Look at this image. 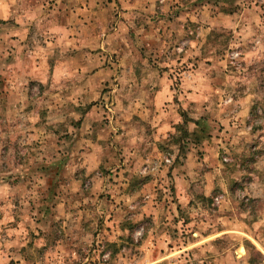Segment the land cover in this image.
<instances>
[{
    "label": "rangeland",
    "instance_id": "374dc122",
    "mask_svg": "<svg viewBox=\"0 0 264 264\" xmlns=\"http://www.w3.org/2000/svg\"><path fill=\"white\" fill-rule=\"evenodd\" d=\"M91 1L0 0V264H264V0Z\"/></svg>",
    "mask_w": 264,
    "mask_h": 264
},
{
    "label": "crops",
    "instance_id": "0c3cea01",
    "mask_svg": "<svg viewBox=\"0 0 264 264\" xmlns=\"http://www.w3.org/2000/svg\"><path fill=\"white\" fill-rule=\"evenodd\" d=\"M142 1H143V7L148 8V10H151V8L153 7V1L152 0H142ZM79 2L80 3H78L76 6H73V7H70L72 5L67 6L68 11L67 12H61V13H66V15L74 16L73 18L76 17L77 20H72V21H77V22L83 21L84 23L90 21L91 15H92V9H93L92 1L91 0H79ZM133 2H134L133 0H122V7L124 9L128 8L131 4H133ZM61 13H60V15H61ZM122 15H124V12H122ZM152 133L154 134V131ZM136 134L138 135V138H140V140H142V137H144L143 134H141V133L137 132ZM148 136H149V134H148ZM138 142H141V141H138ZM141 144L142 145L140 147L145 148L144 143L141 142ZM154 147H155V144H154ZM151 148L153 149V143H151V140H148L146 149H148L150 151Z\"/></svg>",
    "mask_w": 264,
    "mask_h": 264
}]
</instances>
